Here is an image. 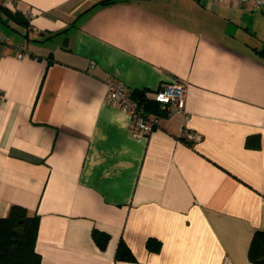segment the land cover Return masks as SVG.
<instances>
[{"label":"crops","instance_id":"obj_1","mask_svg":"<svg viewBox=\"0 0 264 264\" xmlns=\"http://www.w3.org/2000/svg\"><path fill=\"white\" fill-rule=\"evenodd\" d=\"M100 1L14 0L29 26L0 13V217L15 204L37 216L42 264H256L264 59L254 48H264V10ZM111 79L147 101L181 80L188 119L176 113L133 136L108 97ZM94 228L110 235L105 248ZM122 240L134 260L116 257Z\"/></svg>","mask_w":264,"mask_h":264},{"label":"trees","instance_id":"obj_2","mask_svg":"<svg viewBox=\"0 0 264 264\" xmlns=\"http://www.w3.org/2000/svg\"><path fill=\"white\" fill-rule=\"evenodd\" d=\"M118 0H101L99 5H108ZM0 13L7 18L24 26H29V18L20 11H13L0 2ZM255 52L264 59V48H254ZM146 102L145 97H140ZM147 109L154 110V101L146 102ZM156 109V108H155ZM151 110V111H152ZM38 231V218L28 215L27 209L21 205H12L7 216L0 217V264H42L40 254L35 250V241ZM92 236L100 248H105L110 235L97 228L92 231ZM146 247L151 252L161 250V241L149 237ZM116 257L118 259L134 260L131 249L122 240L119 243ZM249 261L264 264V230H256L250 241L248 250Z\"/></svg>","mask_w":264,"mask_h":264},{"label":"built area","instance_id":"obj_3","mask_svg":"<svg viewBox=\"0 0 264 264\" xmlns=\"http://www.w3.org/2000/svg\"><path fill=\"white\" fill-rule=\"evenodd\" d=\"M252 10H264V0H237ZM1 3L8 8H14V0H1ZM0 36V40H1ZM23 56V53H19ZM108 97L116 102L118 106L128 113L131 121L130 133L133 136H148L156 127L160 125L163 118H171L176 113H183L188 119L186 111L187 85L179 79L162 83L150 97L156 103V114H152L145 101L138 99L125 89L123 82L111 79L107 83ZM5 95L0 91V100ZM147 99V98H146ZM197 138L198 136H194Z\"/></svg>","mask_w":264,"mask_h":264},{"label":"water","instance_id":"obj_4","mask_svg":"<svg viewBox=\"0 0 264 264\" xmlns=\"http://www.w3.org/2000/svg\"><path fill=\"white\" fill-rule=\"evenodd\" d=\"M133 92H134L135 94L141 95V93H142V89H140V88H134V89H133Z\"/></svg>","mask_w":264,"mask_h":264},{"label":"bare ground","instance_id":"obj_5","mask_svg":"<svg viewBox=\"0 0 264 264\" xmlns=\"http://www.w3.org/2000/svg\"><path fill=\"white\" fill-rule=\"evenodd\" d=\"M145 99H146V98H145ZM151 110H152V109H151ZM153 113H154V111H153ZM153 113H152V114H153Z\"/></svg>","mask_w":264,"mask_h":264},{"label":"rangeland","instance_id":"obj_6","mask_svg":"<svg viewBox=\"0 0 264 264\" xmlns=\"http://www.w3.org/2000/svg\"><path fill=\"white\" fill-rule=\"evenodd\" d=\"M0 2H1V0H0Z\"/></svg>","mask_w":264,"mask_h":264}]
</instances>
